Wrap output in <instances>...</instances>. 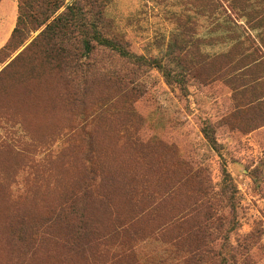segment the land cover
<instances>
[{
    "label": "rangeland",
    "instance_id": "rangeland-1",
    "mask_svg": "<svg viewBox=\"0 0 264 264\" xmlns=\"http://www.w3.org/2000/svg\"><path fill=\"white\" fill-rule=\"evenodd\" d=\"M23 4L0 0V51ZM252 5L249 25L238 0H109V34L183 74L187 96L111 52L67 71L25 52L44 28L22 26L0 57L1 72L23 53L0 78V264H264V0Z\"/></svg>",
    "mask_w": 264,
    "mask_h": 264
},
{
    "label": "trees",
    "instance_id": "trees-1",
    "mask_svg": "<svg viewBox=\"0 0 264 264\" xmlns=\"http://www.w3.org/2000/svg\"><path fill=\"white\" fill-rule=\"evenodd\" d=\"M24 4L20 6V17L18 24L14 30L9 43L0 51V57L6 51L15 52L19 47L26 42V37L20 46H15L17 40L23 37V25L29 23L38 31L44 30L25 50L28 51L34 45H39L44 48V53L47 57H58L61 59L63 67L69 71L73 65L80 66L83 61L91 60L100 51L111 52L118 55L122 59H128L145 65H153L159 69L166 79L169 86L178 85L180 90L188 95L187 82L183 74H174L157 60H147L144 57H136L131 54L126 46L118 39L113 38L107 31L108 21L105 18V12L109 0H22ZM243 3L240 6L244 13V18L249 19L247 22L251 25V14L249 10L253 7V0H238ZM32 11L33 14L27 15L26 9ZM64 9V11H62ZM260 26L264 27V15L259 17ZM26 36V34H25ZM263 45V44H262ZM264 49V46H263ZM23 54V53H22ZM21 54V55H22ZM18 56L4 70L0 72V78L21 57ZM250 55L240 57L239 62H244L250 59ZM254 57V54L252 55ZM264 55L261 57L262 62ZM4 63V60H0ZM247 70V68H246ZM29 90L28 88L25 89ZM32 94V92H31ZM204 136L208 140L212 148L217 147V142L213 139L211 132L204 129ZM226 196H229L231 201L234 200L232 177L225 174ZM0 249H1V230H0Z\"/></svg>",
    "mask_w": 264,
    "mask_h": 264
}]
</instances>
